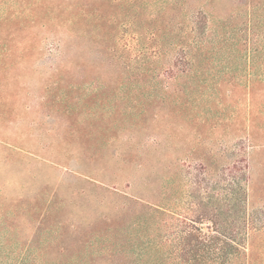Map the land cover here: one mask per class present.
I'll return each mask as SVG.
<instances>
[{
    "label": "rangeland",
    "instance_id": "1",
    "mask_svg": "<svg viewBox=\"0 0 264 264\" xmlns=\"http://www.w3.org/2000/svg\"><path fill=\"white\" fill-rule=\"evenodd\" d=\"M40 1L0 0V30L5 32L0 41L16 49L6 72L0 63V194L5 206L55 192L73 216L85 210L114 213L121 194L152 198L165 178L167 188L178 194L174 206L184 208L194 184H200L201 194L222 196L215 183L229 186L245 173L244 208L263 226L264 0L203 3V11L217 25L226 24L223 31L240 43L216 55L208 70L212 74L199 81L205 88L193 95L169 91L164 76L150 73L157 44L166 42L171 0H52L54 9L39 6ZM76 2L88 11V38L66 49L56 38H65ZM23 7H38L30 29L13 33L11 26H1L3 18ZM31 35L33 54L20 61L16 54ZM166 48L159 71L168 65ZM250 82H255L253 92ZM251 97L256 104L252 121ZM249 133L258 138L252 146Z\"/></svg>",
    "mask_w": 264,
    "mask_h": 264
},
{
    "label": "trees",
    "instance_id": "2",
    "mask_svg": "<svg viewBox=\"0 0 264 264\" xmlns=\"http://www.w3.org/2000/svg\"><path fill=\"white\" fill-rule=\"evenodd\" d=\"M203 3L206 0L169 3L168 38L164 44H157L155 67L150 73L164 76L167 89L173 93L193 95L205 88L199 81L206 82V76L212 74L208 70L216 55L227 47L233 50L230 46L240 43L238 38L223 31L226 24L217 25L203 11ZM41 4L56 7L50 0H41ZM76 4L69 11L65 38H56L66 49L71 42L88 38V11L83 3ZM38 7H23L19 14L3 18L1 26H11L8 29H13L9 31L13 33L30 29L38 20ZM2 33L5 34L0 30V39ZM10 37L6 33L5 38ZM156 40H160L159 32ZM25 42L27 46L16 54L20 61L30 59L33 54L32 35ZM165 47L170 50V58L164 70L159 71L161 50ZM15 52V48L0 41L3 72ZM254 52L257 58V50ZM146 71L143 64L141 73L144 75ZM249 85L253 92L255 82ZM262 86L264 91V81ZM249 103L252 121L256 104L252 97ZM257 140L253 133L247 135L251 146ZM162 179L158 193L152 198L121 194L122 202L113 206L114 213L81 210L82 215L73 216L74 212L63 210V202L55 192L46 196L41 192L31 202L15 200L8 206L0 194V264H264V225L257 226L253 213L244 208L249 189V177L245 173L235 177L234 184L229 186L215 183L223 199L199 193L200 184H194L188 206L184 208L174 206L173 198L178 194L167 188L168 181ZM100 183L106 191L117 193L116 188ZM239 184L237 190L232 188ZM240 200L243 204H239Z\"/></svg>",
    "mask_w": 264,
    "mask_h": 264
}]
</instances>
